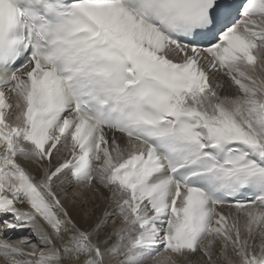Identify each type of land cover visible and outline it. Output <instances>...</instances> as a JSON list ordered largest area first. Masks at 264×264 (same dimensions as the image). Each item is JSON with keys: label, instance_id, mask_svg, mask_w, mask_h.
Returning <instances> with one entry per match:
<instances>
[{"label": "snow or ice", "instance_id": "snow-or-ice-1", "mask_svg": "<svg viewBox=\"0 0 264 264\" xmlns=\"http://www.w3.org/2000/svg\"><path fill=\"white\" fill-rule=\"evenodd\" d=\"M0 264H264V0H0Z\"/></svg>", "mask_w": 264, "mask_h": 264}]
</instances>
